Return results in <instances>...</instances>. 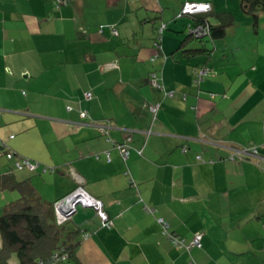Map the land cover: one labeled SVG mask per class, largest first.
<instances>
[{"label":"crops","instance_id":"crops-1","mask_svg":"<svg viewBox=\"0 0 264 264\" xmlns=\"http://www.w3.org/2000/svg\"><path fill=\"white\" fill-rule=\"evenodd\" d=\"M186 2H209L211 23L230 13L234 25L211 48L183 45ZM109 25L118 35L99 32ZM198 55L213 72L201 83ZM0 138L38 164L18 170L2 153L0 176L49 203L81 186L113 221L104 228L79 206L77 260L62 264H188L193 251L201 264H264V11L245 0H0ZM254 147L257 157L236 155ZM0 191L7 204L22 197ZM159 219L186 244L200 233L201 247L174 246Z\"/></svg>","mask_w":264,"mask_h":264},{"label":"trees","instance_id":"trees-1","mask_svg":"<svg viewBox=\"0 0 264 264\" xmlns=\"http://www.w3.org/2000/svg\"><path fill=\"white\" fill-rule=\"evenodd\" d=\"M71 1L73 0L69 2ZM246 1L250 5L252 12L260 13L264 11V0H245V3ZM211 13L212 11L210 13L190 16L192 23L187 27V32L189 27H204L208 34L200 39L188 34L185 41H183V45L184 42L192 39L202 43L223 38L228 28L234 25V18L230 13L219 15V24L215 25L211 23L209 18ZM161 34L159 32V37H161ZM202 51L204 49L189 50L191 54ZM204 67L208 66L205 65L202 68ZM196 68H194V75L195 71L199 70ZM10 152L14 151L7 150L6 142L0 138V155L4 153L7 158V154ZM13 166L15 169H18L15 164ZM11 185L16 186L22 192V197L8 204L4 208L3 215L0 216V264H11L14 256H16L19 264H62L73 259L77 260L76 251L79 243L75 242L74 238L78 236L79 230L69 228L72 218L60 223L55 209L56 202L49 203L44 201L27 182H16L10 175L0 176V189L10 187ZM106 228L111 229L112 227ZM167 233L170 236L177 237L169 232V228L167 229ZM86 235L90 237V234ZM180 239L184 241L183 238ZM191 242L186 244L184 241V246H176L171 238V243L174 246L182 248L187 252H191V249L197 248V246H193L188 249L187 246ZM65 255V261H61ZM55 256L59 258L56 260L57 262L54 259Z\"/></svg>","mask_w":264,"mask_h":264},{"label":"built area","instance_id":"built-area-1","mask_svg":"<svg viewBox=\"0 0 264 264\" xmlns=\"http://www.w3.org/2000/svg\"><path fill=\"white\" fill-rule=\"evenodd\" d=\"M70 0H54L55 4L59 7L61 5H67L69 3ZM212 11V5L209 2H186L183 6V14L186 16H192V15H198V14H205V13H210ZM105 28H108L112 34L114 35H118V30L117 27L115 25H109V26H101L99 28V32L102 33L104 32ZM164 29V25L161 28V33ZM188 34H190L191 36L200 39L205 37L208 33L207 30H205L204 27H198V28H193V27H189L188 28ZM156 48H161L160 46V39L155 43ZM211 73V69L208 67H204L201 68L197 71H195V78H196V82L201 83L202 81H204L205 77L208 76V74ZM150 80H151V84L153 85V87L161 90L164 92L166 97H173L174 93L173 92H167L165 87L163 86V84L161 83V79L158 78L156 72H152L150 74ZM92 93L88 92L85 96L86 100H91L92 99ZM160 104H155L153 106L150 107L151 112L156 115L160 109ZM68 111H71V108H68ZM80 116L82 119H88L90 118L88 113L86 111H82L80 113ZM108 126H98V128L100 129V131L104 132V130L107 128ZM131 142V137L128 136L122 143L117 145V149L119 150L120 155L122 156V158L126 161L129 159L130 156V151H129V143ZM238 157L241 158H247V157H257L258 156V149L256 147L254 148H249V149H244L242 151H238L236 152ZM108 157H110V153L107 154ZM7 158L13 162V164H15V166L20 170V169H24L27 168L29 170H36L38 168V164H35L34 162H32L29 159L26 158H22L19 155H16L14 152H10L7 154ZM79 201V204L82 206H90L93 209L96 210L97 216L99 217V219L101 220L102 226L103 227H112L113 222L111 221L108 213L105 211L104 209V204L100 199H97L95 197H92L91 195H89L84 188H82L81 186H78L74 191H72L69 195H67L65 198H63L62 200L56 202V213H57V217L60 223H63L67 220H69L71 217H67L66 215H64L61 211L62 208L65 207V203L66 202H70V204L72 205V207L74 209L78 208L76 205H74V203H72L71 201ZM145 211L148 213H153V211L146 207ZM159 222L163 225V228L165 230V232H167V229L169 228L168 224L163 220V219H159ZM88 235L85 236V238H87ZM170 238H172V241L174 242V245L176 246H184V241L182 239H180L179 237H174V236H170ZM201 238L202 235L200 233L195 234L191 244L189 246H187L188 249L192 248L193 246H197V247H201ZM55 261L58 260L59 258H57V256L54 257ZM66 259V255L61 259V261H65ZM57 262V261H56Z\"/></svg>","mask_w":264,"mask_h":264},{"label":"rangeland","instance_id":"rangeland-1","mask_svg":"<svg viewBox=\"0 0 264 264\" xmlns=\"http://www.w3.org/2000/svg\"><path fill=\"white\" fill-rule=\"evenodd\" d=\"M211 20V19H210ZM186 21H192L191 20V18H188V17H184V18H182V19H179V23H185V27H186V29H185V27H184V30L182 31V35L181 34H179L178 36H179V38L181 39V40H184L186 37H187V35H188V32H187V27L189 26V23L188 22H186ZM150 24V22L149 23H147V25H149ZM145 25V24H144ZM166 32H168V31H166ZM175 32V31H174ZM191 47H201V42H199L198 40H194V39H192L191 41H190V44H189ZM207 46L208 47H210L211 48V42H207ZM193 49H195V48H193ZM177 53H179V52H177ZM208 55H198L197 56V63H201L200 64V66H197V68L196 69H201L203 66H205V65H203L204 63H203V60H204V58L206 57V58H208L207 57ZM196 63V62H195ZM213 72H212V69H211V73L209 74V76L212 74ZM207 79V78H206ZM155 90H158L157 88H155V87H153ZM4 157H0V160L1 159H3ZM5 160H6V158H5ZM7 161V160H6ZM9 161V160H8ZM1 171V170H0ZM1 173V172H0ZM5 197H6V194L5 193H3L2 191H0V216L1 215H3V213H4V208L8 205L7 203V200L5 199ZM0 245H1V238H0ZM187 262H188V264H201V262H200V260H199V258H197V256H196V252L195 251H193L192 252V256L191 255H188V257H187ZM11 264H19L18 263V260H17V258H16V256H14L13 258H12V260H11Z\"/></svg>","mask_w":264,"mask_h":264},{"label":"water","instance_id":"water-1","mask_svg":"<svg viewBox=\"0 0 264 264\" xmlns=\"http://www.w3.org/2000/svg\"><path fill=\"white\" fill-rule=\"evenodd\" d=\"M71 202L74 203V205H76L77 207L78 206H82V205L79 204V201H77V200L71 201ZM65 204H66L65 207L61 209L62 213L64 215H66L67 217L74 216L77 213V208L74 209L72 207V205L70 204V202H66ZM82 207H84V208H92L90 206H82Z\"/></svg>","mask_w":264,"mask_h":264}]
</instances>
